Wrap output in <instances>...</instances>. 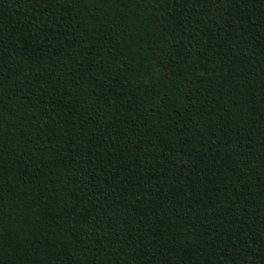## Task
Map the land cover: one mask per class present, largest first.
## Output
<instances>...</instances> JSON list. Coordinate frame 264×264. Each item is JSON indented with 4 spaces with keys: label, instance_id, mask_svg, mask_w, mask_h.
Masks as SVG:
<instances>
[{
    "label": "trees",
    "instance_id": "1",
    "mask_svg": "<svg viewBox=\"0 0 264 264\" xmlns=\"http://www.w3.org/2000/svg\"><path fill=\"white\" fill-rule=\"evenodd\" d=\"M0 264H264V0H0Z\"/></svg>",
    "mask_w": 264,
    "mask_h": 264
}]
</instances>
